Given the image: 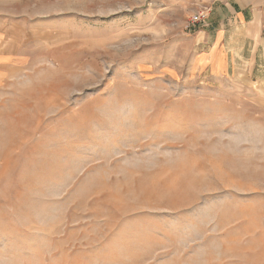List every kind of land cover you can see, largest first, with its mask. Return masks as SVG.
I'll return each mask as SVG.
<instances>
[{
  "label": "rangeland",
  "instance_id": "rangeland-1",
  "mask_svg": "<svg viewBox=\"0 0 264 264\" xmlns=\"http://www.w3.org/2000/svg\"><path fill=\"white\" fill-rule=\"evenodd\" d=\"M229 5L0 0V264H264V74L223 67Z\"/></svg>",
  "mask_w": 264,
  "mask_h": 264
},
{
  "label": "crops",
  "instance_id": "crops-1",
  "mask_svg": "<svg viewBox=\"0 0 264 264\" xmlns=\"http://www.w3.org/2000/svg\"><path fill=\"white\" fill-rule=\"evenodd\" d=\"M232 5L224 14L217 11L212 21L217 20L219 36L216 50L224 65L236 69L237 76L250 69L264 74V0H231ZM219 20H221L219 22ZM226 24L233 29V37L225 32ZM215 35V36H216ZM227 37L230 39L228 40ZM211 58V56H210Z\"/></svg>",
  "mask_w": 264,
  "mask_h": 264
},
{
  "label": "built area",
  "instance_id": "built-area-1",
  "mask_svg": "<svg viewBox=\"0 0 264 264\" xmlns=\"http://www.w3.org/2000/svg\"><path fill=\"white\" fill-rule=\"evenodd\" d=\"M209 10L203 9L193 16L189 20V27H196L205 24L209 19Z\"/></svg>",
  "mask_w": 264,
  "mask_h": 264
}]
</instances>
